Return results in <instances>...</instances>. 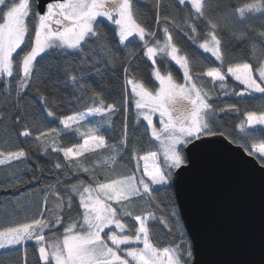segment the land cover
Returning <instances> with one entry per match:
<instances>
[{
    "label": "snow or ice",
    "instance_id": "obj_1",
    "mask_svg": "<svg viewBox=\"0 0 264 264\" xmlns=\"http://www.w3.org/2000/svg\"><path fill=\"white\" fill-rule=\"evenodd\" d=\"M175 4L190 6L188 14L179 17L181 23L169 14L173 4L155 0L156 24L163 27L154 31L139 22L137 0H0V125L10 122L17 138L31 140L44 153L51 150L59 157L52 169L64 174L41 190L44 199L37 214L0 225V249H23L20 264H29V241L38 249L37 264H196L175 201L181 173L194 166L195 154L216 143L217 137L237 144L264 167V107L243 113L244 119L235 125L240 135L234 138L218 121L221 114L240 109L236 104L216 108L211 102L213 90L241 99L259 94L264 101V0ZM253 20L260 21L259 27ZM105 25L114 26L111 35ZM176 29L203 54H210L206 59L214 66L197 70L195 58L174 42ZM138 61L150 67L146 76ZM170 62L182 70V82L169 70ZM115 71L122 74L125 93L120 107L106 102L102 83ZM92 76L98 78L97 87L89 84ZM206 78L211 90L197 83ZM229 79L242 87L229 89ZM41 83L52 88L70 84L91 105L58 116L50 106L54 93L42 91ZM33 89L39 112L21 103ZM129 101L135 105L136 124L146 121L148 148L130 142L126 119L118 143L103 134L116 112L127 111ZM57 121L58 127L47 126ZM69 135L81 142L64 146L61 140ZM98 153L108 154L88 159ZM125 156L134 162L129 174L117 171ZM28 159L22 147L0 148V166ZM40 179L35 171L27 180L17 173L10 176L15 187ZM161 188L167 189L164 201L156 196ZM49 194L57 200L54 209L48 207ZM145 199L144 210L137 214L134 202ZM165 208L167 217L157 216ZM169 220L178 226V243L167 239L172 232ZM153 222L167 230L163 240Z\"/></svg>",
    "mask_w": 264,
    "mask_h": 264
},
{
    "label": "trees",
    "instance_id": "obj_2",
    "mask_svg": "<svg viewBox=\"0 0 264 264\" xmlns=\"http://www.w3.org/2000/svg\"><path fill=\"white\" fill-rule=\"evenodd\" d=\"M222 5H228L230 3H239L241 0H218ZM165 5L171 3L173 4L172 9L169 14L177 23H181L179 19L180 16L187 15L189 12L188 7L179 6L175 4V0H163ZM155 0H137V7L139 9L138 20L145 26L149 27L151 30L159 31L162 29L163 25L159 26L156 24L155 20ZM228 11V9H224ZM163 12V8H162ZM252 24L255 27H259L260 21L253 20ZM114 26L105 25L104 31L109 32L111 35V29ZM202 30V26L198 27V31ZM187 31V30H186ZM162 35V33H161ZM174 42L181 48L182 53L189 54L190 57H194L197 70L202 71L205 67L214 66L208 59H206L208 54H203L202 50H199L197 45L192 44V42L185 36L183 32H180L179 29H176L172 32ZM189 35L191 33L189 32ZM115 43V42H113ZM199 41L197 42V44ZM130 45V47H134ZM239 54L242 50L237 47L234 50ZM117 54L122 55L123 52L117 49ZM140 64V72L144 73L145 76L150 72V67L144 61H138ZM150 63V62H149ZM169 70L172 71L173 75L177 80L182 82V70H179L178 66L174 62H170ZM209 81V80H208ZM98 78L92 76L90 77L89 84L91 87H97ZM198 82V81H197ZM106 91L104 93L107 103H115L120 107L125 98V93L123 90V79L120 71H115L113 73H108L105 76V80L102 82ZM201 84L211 90L212 84L203 80ZM236 87V90H239L240 87L238 82H234L229 79L228 87ZM41 90L44 91L46 88L48 91L54 93L55 99L51 101L50 106L54 107L57 111V115H70L76 111H84L87 106L91 105V101L85 96L83 99H80V94L77 92L76 88L72 85H61L56 88H52L50 85H45L41 83ZM99 90V89H98ZM35 89L32 93L25 95L24 99L21 101L22 104L29 103L33 105V108L39 112L40 103L35 99ZM213 102L216 108H222L227 104H236L240 109L239 113L230 112L227 114H221L219 123L222 126V129L226 132H230L234 138H238L240 135L235 128V125L244 119L243 113L250 110H261L264 107V101L259 98H244L241 99L236 96L223 95L219 94L216 91H212ZM4 104V95L0 93V107ZM127 111H118L111 117V127L105 128L103 134L109 138L110 143L117 142L121 136L123 123L126 119L128 125V135L130 142L132 143H141L145 148L149 147V137L145 133L144 121L140 125L136 124V111L133 101H129L126 105ZM92 119L98 120L99 117H94ZM50 121L51 118H48ZM142 120V119H141ZM47 123V122H46ZM48 127H58V121L55 123H48ZM6 128V131H5ZM258 135L261 133L257 132ZM81 142L79 137H73L71 135L63 137L61 143L64 146H71L73 143ZM24 148L29 153V159L22 162H13L10 167L0 166V225H7L10 221H21L23 222L26 216H31L38 213V205L44 199L42 189L48 188L49 185H54L56 183V178H63V173H58L52 169V164L59 158L55 154L44 153L35 143L29 140L27 143L24 142V138H17L11 123L7 125H0V148L6 150H16L17 148ZM62 156V153L60 154ZM95 158L97 155H93ZM92 156L88 157L89 160H92ZM94 158V159H95ZM43 168V173L36 171L37 168ZM134 167V162L131 161L130 156H125L124 159L119 161L117 165V171L121 174H129ZM51 170V171H50ZM37 176H40L41 179L38 183H24L20 187H15L13 182L10 180V176L13 173L21 174L24 176L25 180L29 179L33 172ZM83 179L87 180V176H82ZM167 189L161 188L157 193V199L164 201L166 196ZM176 201V199H175ZM57 204V200L54 196L49 194L48 196V207L49 209H54ZM135 211L138 214L144 210L143 205L146 204L145 201H135ZM157 216L164 215L167 217V208L163 212L157 211ZM180 216V213H179ZM180 223L183 229L186 232L183 221L180 217ZM170 226H172V232L167 236L168 240H175L177 243L180 242L182 237L180 236L178 226L171 220H169ZM154 232L161 237V240L164 239V234L166 229L159 227L153 222ZM186 239H189V236L186 232ZM23 257V249L20 251H8L5 249L0 250V260L4 261V264H20V261ZM27 259L29 264H37L38 261V249L34 246L33 241L27 243Z\"/></svg>",
    "mask_w": 264,
    "mask_h": 264
},
{
    "label": "water",
    "instance_id": "obj_3",
    "mask_svg": "<svg viewBox=\"0 0 264 264\" xmlns=\"http://www.w3.org/2000/svg\"><path fill=\"white\" fill-rule=\"evenodd\" d=\"M214 139L174 189L196 264H264V167L237 144Z\"/></svg>",
    "mask_w": 264,
    "mask_h": 264
},
{
    "label": "rangeland",
    "instance_id": "obj_4",
    "mask_svg": "<svg viewBox=\"0 0 264 264\" xmlns=\"http://www.w3.org/2000/svg\"><path fill=\"white\" fill-rule=\"evenodd\" d=\"M208 55H210V54H208ZM175 63V62H174ZM206 80V82H210V79H205ZM209 80V81H208ZM201 82L202 81H198L197 83L198 84H201ZM130 87V86H129ZM135 106V105H134ZM142 119V118H141ZM145 123H146V121H144ZM154 122H156V118L154 117ZM108 153H98V154H96L97 155V157L95 158V156H92L93 158H92V160H95V159H98V158H100V156H102V155H107ZM90 157V156H89ZM95 158V159H94ZM143 165V162L141 161V166ZM0 250H2V249H0Z\"/></svg>",
    "mask_w": 264,
    "mask_h": 264
}]
</instances>
